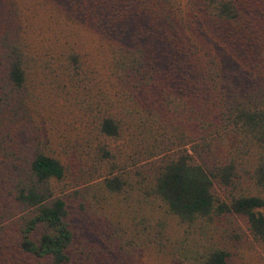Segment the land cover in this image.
Returning a JSON list of instances; mask_svg holds the SVG:
<instances>
[{
    "label": "trees",
    "instance_id": "16d2710c",
    "mask_svg": "<svg viewBox=\"0 0 264 264\" xmlns=\"http://www.w3.org/2000/svg\"><path fill=\"white\" fill-rule=\"evenodd\" d=\"M0 264H264V0H0Z\"/></svg>",
    "mask_w": 264,
    "mask_h": 264
}]
</instances>
